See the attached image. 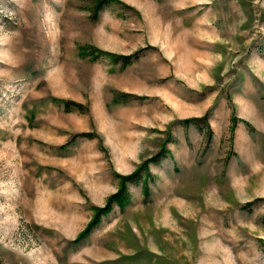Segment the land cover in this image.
Listing matches in <instances>:
<instances>
[{"label": "rangeland", "instance_id": "rangeland-1", "mask_svg": "<svg viewBox=\"0 0 264 264\" xmlns=\"http://www.w3.org/2000/svg\"><path fill=\"white\" fill-rule=\"evenodd\" d=\"M99 1L0 0V264H264V0Z\"/></svg>", "mask_w": 264, "mask_h": 264}, {"label": "trees", "instance_id": "trees-1", "mask_svg": "<svg viewBox=\"0 0 264 264\" xmlns=\"http://www.w3.org/2000/svg\"><path fill=\"white\" fill-rule=\"evenodd\" d=\"M104 1L105 0H100L99 3L101 4ZM157 156L158 155L155 154L154 156H152V158H149L147 162L142 164L141 168H147L149 160L155 159ZM141 168H137L136 170L129 173L128 175L123 176L121 179V183H123V184L119 186V188L116 192L112 193L108 197L106 203L103 206H97V205L92 206L93 210H94L93 214L91 215V218L87 222L85 227L77 234L74 242L79 241L84 236H87L88 233L93 229V227L96 226L100 222L102 215L106 214L110 211L113 203H118L120 205L124 204V202L128 198L127 192H126V184H124V182H126L127 179L137 178L140 175L139 171Z\"/></svg>", "mask_w": 264, "mask_h": 264}, {"label": "crops", "instance_id": "crops-1", "mask_svg": "<svg viewBox=\"0 0 264 264\" xmlns=\"http://www.w3.org/2000/svg\"><path fill=\"white\" fill-rule=\"evenodd\" d=\"M187 27H184L183 29H186Z\"/></svg>", "mask_w": 264, "mask_h": 264}]
</instances>
